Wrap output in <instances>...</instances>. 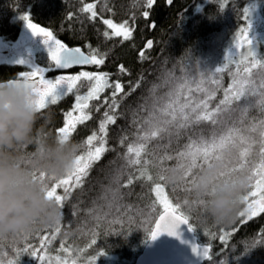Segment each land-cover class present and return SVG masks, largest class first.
<instances>
[{
	"label": "trees",
	"instance_id": "obj_1",
	"mask_svg": "<svg viewBox=\"0 0 264 264\" xmlns=\"http://www.w3.org/2000/svg\"><path fill=\"white\" fill-rule=\"evenodd\" d=\"M86 4H95V19L83 11ZM253 6H257L264 21V0H173L171 4L167 0H156L151 9L146 7V0H0V38L4 42L19 38L27 27L22 16L28 15L32 23L51 31L68 47H79L105 60L100 66L87 65L67 72L75 74L84 69L107 72L111 82L119 80L124 86V94L117 96L120 101L116 110L117 121L108 125L107 146L114 151L106 152L90 169L83 186L74 189L64 201L61 231L55 239L41 250L36 233L44 235L47 228L29 237L27 244L34 246L37 256L50 258L48 264H56L57 257L67 260L68 264L72 260L76 264H89V261L92 264H133L149 237L148 229L163 210L153 191L155 183L159 182L163 183L169 199L179 204L180 210L188 216L198 242L211 247L209 256L212 259H206L202 264H264V213L250 219L243 217L241 221L239 213L246 208V202L241 198L236 218L231 223H216L203 214L191 184L158 180L160 174H167L165 169L178 166L177 154L184 151L191 140H199L201 135L211 138L213 133L219 136L231 127L246 128L264 119L258 104L249 109L243 124L239 123L240 111L237 110L223 115L221 123L215 127L207 122L192 124L182 129L179 136L164 134L151 140L139 165L131 164L135 157L127 154L130 144L136 146L141 142L138 132L148 130L145 121L163 119L160 109L170 99H175L173 94L181 85L193 89L197 86L216 89L217 85L210 83L216 79L219 86L210 107H215L223 99V89L232 82L236 63L247 55L245 51L234 58L229 57V49L247 28ZM144 11L150 12L148 18L143 17ZM104 19H112L117 25L127 21L133 29L131 37L124 39L113 35V30L103 23ZM261 31L264 33V28ZM148 41L152 42L151 47H145ZM253 48L264 58V40L254 43ZM41 52L35 60L47 67L48 50ZM121 65L127 69L125 73L120 72ZM217 66L222 71L213 75L211 71ZM29 69L26 62L0 61V79L18 78L21 71ZM64 73L55 70L47 76L55 78ZM202 80L205 81L203 84ZM137 83L139 86L135 87ZM88 87L85 84L78 92L69 94L58 103V107L43 110L37 121V130L43 125L45 134L58 136L55 129L62 126L63 112L71 110L75 95L85 92ZM133 87L135 91L125 95ZM111 92L112 89H105L99 100L89 101L86 111L92 118L78 125L70 138L81 146L78 154L86 151L87 146L82 142L93 131L100 135L99 123L106 110L103 101L105 97H111ZM192 95L201 99L204 93L193 91ZM97 105H101L99 112L95 110ZM48 114L52 116L50 123H46ZM34 147L29 145L25 151L31 152ZM168 156L172 159H167ZM247 159L249 167L246 169L251 175L250 168L260 163L259 145L253 146ZM144 160L150 163L145 165ZM196 171L191 175L194 176ZM141 172H145V176L136 179ZM148 174L153 176L152 181L146 179ZM66 178L67 174L58 177ZM129 178L133 179L131 184H127ZM251 190L254 189L249 182L242 196ZM58 193L62 194V190L58 189ZM225 233L228 234L226 242L219 239ZM61 243L71 250V256L62 251ZM25 246L22 237L14 234L0 236V264H9L17 258L18 264H43L37 257L26 253L17 257L18 249ZM101 251L103 254L94 260Z\"/></svg>",
	"mask_w": 264,
	"mask_h": 264
},
{
	"label": "snow or ice",
	"instance_id": "obj_2",
	"mask_svg": "<svg viewBox=\"0 0 264 264\" xmlns=\"http://www.w3.org/2000/svg\"><path fill=\"white\" fill-rule=\"evenodd\" d=\"M172 2L173 0H168L169 4ZM155 3L156 0H146V7L151 9ZM94 8L95 4H86L83 11L89 12L91 19H95L97 13L94 11ZM149 16V11L143 12L144 18H148ZM22 19L34 35H40L43 38V42L47 45L49 55V64L47 67H31L30 71H21L18 78L12 77L14 81L22 82L24 86L31 88L35 93L37 111L41 113L50 106L58 107V103L63 98L74 93V91L78 92L85 84L89 86L86 95L76 94L75 103L71 110L63 112L62 126L55 129L59 137L70 139L77 131L78 125H83L92 118L91 114L86 111L89 108V101L99 100L100 94L105 89H112L111 97H105L103 101L106 110L103 113L104 118L99 123L100 135L96 131H93L82 142L87 146L86 151L76 156L72 170L67 173L68 178L58 179L56 177H49L43 172L36 174V178L45 186L48 197L55 199L57 204L63 208L64 201L72 191L83 186L84 179L87 177L93 165L99 162L106 152L114 151V149L107 146L108 125H114L117 121L116 110L120 106V101L117 100V96L124 94V86L119 80L111 82L110 74L107 72L80 71L74 75H57L55 78H46V73L55 70L69 69L74 65L100 66L105 63V60L95 53L86 55L79 47H68L56 39L51 31L32 23L28 15L22 16ZM245 19L247 20L246 11ZM103 23L109 29L113 30L112 34L115 36H122L124 39H129L132 35L133 29L128 26L127 21L117 25L112 19H104ZM152 27L154 28L155 25H152ZM249 31L250 24H248L247 30L243 32L242 37L237 40V47L244 48L247 45L245 48L247 55L243 56V59L236 63V71L232 76V82L227 88L223 89V99L215 107H210V102L215 97L219 86V81L216 79L210 81V83L217 85L216 89H207L201 86L193 89L186 84L181 85L173 94L175 99H170L168 104L160 109L163 119L159 121H155L154 119L145 121L148 124V130L144 131L141 129L137 134L141 142L136 146L131 144L128 146L127 154L134 155L135 157L130 161L131 164H141L140 157L142 153H146L148 143L153 139L162 137L164 134H167L169 137L172 135L179 136L182 129L192 124H200L203 122L210 123L215 127L221 123L223 115L237 110L240 111L239 123L243 124L249 109L254 104H258L262 114H264V58H261L253 48ZM107 35L108 33L105 32V36ZM151 46L152 42L149 41L148 47ZM229 55H233L234 58L232 49L229 50ZM141 56H143V53H141ZM18 63H24V61H18ZM126 71L127 69L121 65L120 72L125 73ZM221 71L222 68L217 66L211 72L215 75ZM204 82V80L201 81L202 84ZM138 86L139 84L137 83L135 87ZM135 87L125 95L131 94V91H135ZM193 91L204 93L203 98H194L192 95ZM256 97H259V99L257 100ZM100 107L101 105H97L95 110L99 112ZM121 144H123V139L121 140ZM254 145H259L260 163L250 168L252 174L249 175V180L254 190L242 196V200L247 203V208L245 211H241L239 216L242 221L245 215H248L250 219L260 213H264V119L255 121L246 128L231 127L219 136L213 133L211 138H205L201 135L199 140H191L185 146V150L179 152L176 157L179 161L178 167L184 170L180 183L192 184L193 176L191 174L193 171L206 163H210L214 159H224L226 161V167L221 173L224 176L230 175L241 168L249 167L247 158L252 153ZM167 159H172V157L168 156ZM149 163L148 160H144L145 165ZM168 170L165 169L164 171ZM143 176H145V172H141L140 176L136 177V179ZM189 177L191 178L189 179ZM146 179L152 181L154 178L148 174ZM158 180L161 182L166 181V175L160 174ZM132 182L133 179L129 178L127 184H131ZM127 184L123 186L127 187ZM58 189L62 190V194L58 193ZM175 190L174 188L173 191ZM153 191L156 194V202L163 206L164 212L154 221L155 226L149 228L147 231L151 239L157 238L161 233L179 236L178 229L181 224H187L189 230H194L188 216L180 210V205L174 204L169 199L163 183H155ZM196 203L201 207L203 206V201L197 200ZM60 231L61 224L56 225L55 228H47L44 235L36 233L41 250L50 244ZM115 233L119 232H112L111 234ZM32 235L33 233L16 235L22 237L26 242L25 247L18 249L16 253L17 257L26 253L29 256L37 257L43 264H48L50 258L37 256V252L33 250L34 246L27 244L29 237ZM227 235V233L222 234L219 236V239L226 242ZM92 244H96L95 239L92 240ZM60 247L69 256L72 255L71 250L66 248L63 243H61ZM192 250L208 260L212 259L209 256V249L207 247L201 248L199 245L193 244ZM102 254L103 251L99 252L97 257L93 259L96 260ZM18 262L19 259L17 258L14 261H10L9 264H18ZM56 264H68V261L61 260L57 257ZM71 264H76V261L72 260ZM89 264H92V261H89Z\"/></svg>",
	"mask_w": 264,
	"mask_h": 264
},
{
	"label": "clouds",
	"instance_id": "obj_3",
	"mask_svg": "<svg viewBox=\"0 0 264 264\" xmlns=\"http://www.w3.org/2000/svg\"><path fill=\"white\" fill-rule=\"evenodd\" d=\"M35 100V93L22 82L12 77L0 79V236L34 233L63 220L62 208L48 197L36 174L56 178L67 174L81 146L71 139L45 134L43 125L37 130L41 117ZM51 121L48 114L46 123ZM29 145H34V150L26 152ZM225 167L224 159H214L197 168L191 184L196 199L203 201V214L220 224L236 218L250 182L246 168L224 176ZM183 172L173 167L166 179L181 182Z\"/></svg>",
	"mask_w": 264,
	"mask_h": 264
},
{
	"label": "water",
	"instance_id": "obj_4",
	"mask_svg": "<svg viewBox=\"0 0 264 264\" xmlns=\"http://www.w3.org/2000/svg\"><path fill=\"white\" fill-rule=\"evenodd\" d=\"M40 38L41 39H37L36 42L31 43V45H37L39 48L47 49V45H45L44 42L40 43V40H43L42 37ZM148 42L145 47H148ZM81 51H83L86 55L90 54L82 49ZM8 53L14 54V56L26 62V64L38 67L34 56L25 52L23 47H13V49H10ZM85 66L87 65H74L69 69H62L60 71H70L72 69H80ZM163 212L164 209L156 216L155 220H157ZM154 226L153 222L152 227ZM194 231L195 230H189L187 224H181L178 229L179 236H171L167 233H161L155 239L148 237L133 264H202L207 258L193 252L192 245L197 244L201 248L207 247L209 249V253L211 247L206 244H200Z\"/></svg>",
	"mask_w": 264,
	"mask_h": 264
},
{
	"label": "rangeland",
	"instance_id": "obj_5",
	"mask_svg": "<svg viewBox=\"0 0 264 264\" xmlns=\"http://www.w3.org/2000/svg\"><path fill=\"white\" fill-rule=\"evenodd\" d=\"M251 15H252V17H251V20H250V22H249V24H250L249 36H250V39L252 40V45H253L254 43H257V41H260L261 39L264 40V37H263V34H264V33H262V31H261V30L264 28V21H263V19L259 16V11H258L257 6H253L252 11H251ZM246 30H247V28L244 29V31H246ZM244 31H243V32H244ZM243 32L241 33V35H240L238 38L242 37ZM30 33L33 34V33L31 32V30H30L28 27H25L24 30H23V32H22V34H21V35L19 36V38H18L16 41H14V42L6 43V42H4V41L0 38V61H1V62H8V63H13V62H18V61H20L19 58L13 56V54H9V53H8V52L10 51V49H12L13 47H14V48H15V47H18V48H19V47H23L27 53H30V54H32V55L35 56V57L39 55V52H40V54H41V53H42L41 51H46V50H40V51L37 52V51L31 49V48L28 46L30 42H32V41L34 42V40L31 39V37L28 38V39H26L27 36H28ZM237 40H238V39H237ZM237 40H236V42L232 45V47L229 49V50H231V49L233 50V52H234V57H236V56H238L239 54L245 52V48L247 47V45H245L244 48L237 47ZM26 47H29V48H28L29 51H28V49H27ZM230 56L233 57V55H229V57H230ZM229 57H228V58H229ZM39 66H40V67H45V66H42V64H41V65L39 64ZM81 71H89V70L84 69V70H81ZM79 72H80V71H79ZM79 72H76L75 74H78ZM90 72H93V71H90ZM47 75H48V73L45 74V77H46V78H51L50 76L48 77ZM65 75H74V73H69V72H68V73H65ZM86 93H87V90H86L85 92L81 93L80 95H86ZM77 114H78V113H77ZM245 207L247 208V203H246V206H245ZM246 208H244L243 211H245ZM244 217H245V218H248L249 216H248V215H245Z\"/></svg>",
	"mask_w": 264,
	"mask_h": 264
},
{
	"label": "flooded vegetation",
	"instance_id": "obj_6",
	"mask_svg": "<svg viewBox=\"0 0 264 264\" xmlns=\"http://www.w3.org/2000/svg\"><path fill=\"white\" fill-rule=\"evenodd\" d=\"M39 35H34V34H29L28 36H27V38L26 39H28V38H30L31 37V39H35L36 37H38ZM36 40H34V42H35ZM11 43V42H10ZM31 49H33V50H35V51H40V50H45V49H43V48H39L37 45H35V46H32V45H28ZM29 47H26L27 49L29 48ZM28 51H29V49H28ZM30 66V68L31 67H33V66H31V65H29ZM30 70V69H29ZM66 73H68V72H66ZM62 75H65V73L64 74H62Z\"/></svg>",
	"mask_w": 264,
	"mask_h": 264
},
{
	"label": "bare ground",
	"instance_id": "obj_7",
	"mask_svg": "<svg viewBox=\"0 0 264 264\" xmlns=\"http://www.w3.org/2000/svg\"><path fill=\"white\" fill-rule=\"evenodd\" d=\"M29 44H31V43H29ZM16 48V47H15Z\"/></svg>",
	"mask_w": 264,
	"mask_h": 264
}]
</instances>
